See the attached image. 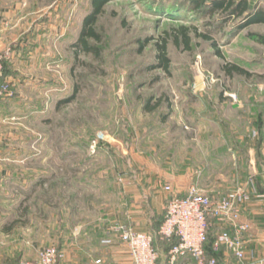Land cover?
<instances>
[{"label": "rangeland", "instance_id": "374dc122", "mask_svg": "<svg viewBox=\"0 0 264 264\" xmlns=\"http://www.w3.org/2000/svg\"><path fill=\"white\" fill-rule=\"evenodd\" d=\"M249 1L264 7V0ZM90 8L91 0H0V53L10 52L4 68L11 71L17 63L23 73L7 79L10 93L0 98V167L19 172L11 197L2 199L9 207L0 211L11 223L28 206L27 222L14 226L16 235L35 238L39 251L51 246L63 251L61 204H96L92 233L113 238L119 250L122 241L113 227L126 223L152 235L164 255L168 242L158 229L169 199L186 194L179 190L187 187V167L219 180L231 166L220 140L234 134L236 123H264V44L249 37L264 36V24L238 33L240 19L225 24L214 34L221 57L194 32L206 31L205 23L220 13L202 18L192 0H112L97 24L100 56L80 53L76 61L71 44ZM181 26L192 28L190 49L174 39ZM169 34L170 72L149 70L156 63V40ZM148 38L153 39L140 52ZM226 64L251 76L229 75ZM76 82L81 86L76 99L58 108ZM152 96V104L160 105L146 112ZM151 168L167 176L155 201L153 189L140 188L150 183ZM109 204L116 207L110 217ZM122 204L152 215L149 230L129 223ZM82 245L86 253L77 264H104L95 262L97 254L104 261V244ZM21 260L2 258L0 264Z\"/></svg>", "mask_w": 264, "mask_h": 264}, {"label": "crops", "instance_id": "0c3cea01", "mask_svg": "<svg viewBox=\"0 0 264 264\" xmlns=\"http://www.w3.org/2000/svg\"><path fill=\"white\" fill-rule=\"evenodd\" d=\"M14 63L15 61H11L9 64L13 65ZM15 65L17 67L11 70V73L7 76L8 79L10 77V79L15 80L22 76L23 73L17 71L20 70L19 65L17 63ZM231 128L235 129L234 134L229 132L227 137L220 140L229 156L228 159L231 165L229 169L218 177L219 180H212V177L210 179V175L208 176L207 170L204 169L202 173L201 170L194 167L195 165L193 168L189 165L187 167V181L185 182L187 187L183 186L179 191L186 193L191 184H197L211 200L218 201L229 193L240 190L243 197L237 202V208L241 221L249 224V228L239 232L228 220L210 216L208 219L210 241L207 244V251L217 257L219 264H264V123H261V126L259 123L254 122L236 123ZM213 141L208 139L209 143H213ZM232 142L236 144L234 150L228 148L232 145ZM148 171L146 177H152L150 183L145 182L147 184L145 186L140 185V188H143V190L148 188L150 191L153 189L154 197L152 199L155 201L158 188L167 176L165 172L163 173V169L154 170L151 168ZM150 172H153L154 175ZM18 173L14 168L9 170L3 166L0 167V209L9 207V204H3L2 199L7 200L11 197L15 183L18 181L16 179ZM175 179L177 178L172 175L173 186H177V180L175 182ZM178 183L180 182L178 181ZM122 205L124 206L125 215L129 217V223L136 224V226L144 225L145 227H139V229L149 230L148 226L151 225V223L149 225V221L152 220V215L144 212L141 206H137V210H134V204ZM156 205L151 204L154 207H157ZM94 208H97L96 204H61L60 238L63 240L61 248L63 247L65 254L62 264H77L78 258L81 257L80 254L84 256V253H86L84 249L80 248L79 242L83 246L82 243L90 244L95 240L104 244L102 246L105 250L102 254L104 261L97 254L96 263L97 260H101L100 263L112 264L113 261L117 260L121 264H133L125 244L121 243L118 247L120 249L116 250L113 238L106 236L100 238L96 233H92L98 222L96 216L93 215ZM108 208L107 216L110 217L116 208L115 204H109ZM12 223L9 222L7 214L5 215L0 211V259L17 257L18 259L22 258V260H37L40 251L36 247L35 238L30 236L22 238L18 233L16 235L18 229L12 227ZM87 229L90 230L89 233L86 232ZM223 231H230L232 234L240 233L244 243L245 258L243 260H240L227 247H222L217 252L213 251L211 241L215 235ZM106 239H112L113 243H105ZM179 264L195 263L190 258H181Z\"/></svg>", "mask_w": 264, "mask_h": 264}, {"label": "built area", "instance_id": "2783aa9c", "mask_svg": "<svg viewBox=\"0 0 264 264\" xmlns=\"http://www.w3.org/2000/svg\"><path fill=\"white\" fill-rule=\"evenodd\" d=\"M9 53H0V96L10 93V82L1 81L4 73L5 59ZM94 149L96 144L92 146ZM170 189L169 186H167ZM243 194L240 190L229 193L221 200H211L197 184H191L184 196H173L167 204V211L158 234L162 240L172 243L170 249L163 255L154 245V237L148 233L134 230L126 223L114 225L123 244L128 248L133 264H179L181 258H190L195 264H219L216 256H207L205 242L208 236L209 217L213 216L228 220L239 232L247 230L249 224L241 221L237 202ZM230 231L219 233L214 242V248L227 247L243 260L245 258L244 243L240 233ZM105 243L111 244L112 239ZM64 252L51 246L40 251L37 260H22L19 264H57L63 259ZM101 260H97L100 263Z\"/></svg>", "mask_w": 264, "mask_h": 264}, {"label": "trees", "instance_id": "16d2710c", "mask_svg": "<svg viewBox=\"0 0 264 264\" xmlns=\"http://www.w3.org/2000/svg\"><path fill=\"white\" fill-rule=\"evenodd\" d=\"M110 1L112 0H91V8L83 20V24L79 36L71 44V47L74 50V56L76 61H79L78 57L80 53L100 56L101 54L100 43H102L103 39H102V35L97 29V24L100 17L105 12L106 5ZM192 7H193L192 9L197 10L199 12L200 17L202 18L212 17L216 13L221 14V18H215L205 23V28L207 29L206 31L204 30L203 32L198 33V30L196 28L194 31L196 35L201 37L203 40L211 42L213 47L216 49V53L219 54V56L221 57H223V55L221 51L218 49L217 41L214 40V34L220 32L225 24H227L229 21H231L234 18L240 19V22L236 26L235 33H238L239 31L244 30L245 28L253 24H264V7L259 4L252 5L249 0H192ZM191 31L192 28L187 26H181L175 29V33H174L175 41L177 43L179 41H183L185 43V46L188 49H190V44L192 40ZM170 37L171 35L169 34L168 36H162L161 38L156 40L155 42V47L157 51L156 63L148 67L149 70L161 68L166 72H170L171 58L168 53V42ZM249 37L257 39L258 41L264 44V36L261 34L250 33ZM152 39L153 38H148L145 41H142L139 51L142 52L145 49V47L150 43V41H152ZM225 70L229 75H233L237 73L244 76H251V74L247 70L237 65L226 64ZM72 71L74 73V68ZM10 73H11L10 70L8 71L7 68H4V73L1 78V81L7 80L8 79L7 76ZM80 89H81L80 83L76 82L72 94L58 100L56 104L57 107L60 108L64 104L73 102L76 99ZM2 97L3 96H0V98ZM153 99H154L153 96L148 98L144 108L146 112H152L155 109H157V107H159L160 100L152 104ZM163 119L166 120L167 116H163ZM41 181L45 182L46 180H44L43 178ZM28 211H29L28 206L22 208L20 217L18 218V220H15L12 223V227L18 223L25 224L27 222L26 217ZM164 219L162 220V222L164 221ZM209 234L210 232L208 228V236L205 242V250L208 257L213 256L209 254L207 251V244L210 241ZM216 237L217 235H215L211 241L212 249L214 252H217L222 248L221 247L218 250L214 248V242ZM166 242H168V246L166 248V252H167L170 249L172 243L169 241Z\"/></svg>", "mask_w": 264, "mask_h": 264}]
</instances>
